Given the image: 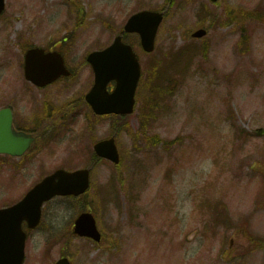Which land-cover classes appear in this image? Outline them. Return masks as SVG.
<instances>
[{
    "label": "rangeland",
    "instance_id": "374dc122",
    "mask_svg": "<svg viewBox=\"0 0 264 264\" xmlns=\"http://www.w3.org/2000/svg\"><path fill=\"white\" fill-rule=\"evenodd\" d=\"M166 5V0H6L0 17V107L15 100L7 95L11 82L22 79L27 88L19 35L41 46L67 37L63 47L77 69L88 50L111 43L133 12ZM263 18L264 0L173 1L154 52L139 51L144 86L149 78L156 84L152 61L167 65L165 59L178 50L173 47L187 44L201 26L208 34L195 41L205 45V53L173 74L172 93L160 100L156 113L147 112L149 88L139 87L136 113L117 132L122 164L103 160L86 194L45 206L44 224L27 239L24 264H55L64 251L74 264H264ZM79 22L89 27L72 31ZM78 73L52 85L46 96L61 90L55 104L79 98L92 72L85 65ZM84 124L80 117L69 134H56L58 142H47L18 166L0 160V207L19 200L58 167L89 165L93 141L113 133V117L91 116L92 133ZM86 206L105 235L101 244L70 230L78 209ZM55 232L59 240L51 238L47 247Z\"/></svg>",
    "mask_w": 264,
    "mask_h": 264
},
{
    "label": "water",
    "instance_id": "95a60500",
    "mask_svg": "<svg viewBox=\"0 0 264 264\" xmlns=\"http://www.w3.org/2000/svg\"><path fill=\"white\" fill-rule=\"evenodd\" d=\"M4 7L5 0H0V13ZM162 19L163 13L161 12L142 11L130 18L123 32H139L142 36L144 49L150 52L154 49L155 35ZM206 32L205 29H200L193 35L201 37ZM39 53L46 58H53L55 61V63H46L49 69L39 71L43 74H50L45 77L42 83H47L61 74H69L65 70L63 57L60 54H45L44 50L35 48L29 51L28 58H38ZM89 60L96 72V83L87 95V100L93 105L96 112L117 114L133 112L134 92L141 70L131 46L122 42V34L117 36L114 43L106 50L91 53ZM40 64L39 61L35 63L38 66ZM34 73L31 72L30 77L38 78L37 74ZM112 78L118 80V85L115 91L109 94L106 91V85ZM3 112L0 113V116ZM2 119L3 122L0 121V152L21 154L26 150L31 139H20L12 132L9 113H6ZM9 133L15 137V140L12 139L13 147L7 142V134ZM95 150L99 156L114 163L120 161V154L114 137L98 142L95 145ZM89 176L90 168L73 172L59 169L45 177L20 202L11 207L0 209V264H21L25 256L26 241V233L22 228L23 221L26 220L31 228L37 226L41 218V207L45 201L56 195H79L85 192L89 187ZM74 232L96 241L101 240V233L97 228L96 220L88 212L82 213L77 218ZM57 264L71 263L68 258H62Z\"/></svg>",
    "mask_w": 264,
    "mask_h": 264
},
{
    "label": "flooded vegetation",
    "instance_id": "af4514ba",
    "mask_svg": "<svg viewBox=\"0 0 264 264\" xmlns=\"http://www.w3.org/2000/svg\"><path fill=\"white\" fill-rule=\"evenodd\" d=\"M24 38L25 40L23 43L29 46L30 43L27 41L29 38ZM57 46L60 47L61 44ZM29 48L31 47H28V49ZM24 61L23 58V66ZM75 76L77 77L78 75L75 74ZM60 81H64V79H59L46 87L27 82V88L24 89L23 81H18L16 83L11 82L8 86L7 95H11V98H15V100L12 103L6 104L5 107H9L12 111L13 129L17 133L28 134L35 139L31 144V150L29 149L30 153L32 151H38L37 154H40L47 142H58V140L56 141L54 139L56 134L67 135L70 133L72 126L77 123V115L71 113V111L76 109L75 104L77 102L81 104V110L78 115L79 117H83L84 120L85 108L88 104L82 96L60 105L55 104L54 101L57 102L56 97L62 92L61 90H55L51 93V96L50 93L49 96H46L47 89ZM55 93L57 94L55 95ZM49 118L57 119L55 121H49ZM97 118L101 117L97 116ZM52 133L55 134L50 135ZM40 146H43L42 149H39ZM27 153L14 159L17 161L27 160V156L30 154Z\"/></svg>",
    "mask_w": 264,
    "mask_h": 264
},
{
    "label": "trees",
    "instance_id": "16d2710c",
    "mask_svg": "<svg viewBox=\"0 0 264 264\" xmlns=\"http://www.w3.org/2000/svg\"><path fill=\"white\" fill-rule=\"evenodd\" d=\"M200 50V47L194 45H188L186 48L181 49L179 51H172L170 56H168L165 61L167 65L164 64L162 68L156 69L153 73L156 76L154 79L156 81V87L150 83V78L148 81V85L151 87L153 93L148 97L150 99V105L147 109V112L150 114L156 113L158 110L160 100H164L168 95L172 93V88H169V81L173 78V74L177 73L180 70H183L189 62L192 61L195 54ZM205 52V49H204ZM182 59L186 60L187 63H183ZM188 70L186 67L185 71ZM161 83H168L166 85H162ZM251 135V133H248ZM219 209V208H218ZM225 214V213H224ZM218 217H222V213L218 214ZM217 217L218 220H220Z\"/></svg>",
    "mask_w": 264,
    "mask_h": 264
}]
</instances>
